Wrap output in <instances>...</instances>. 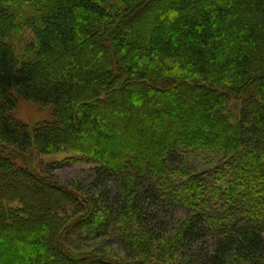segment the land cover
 <instances>
[{"label":"trees","instance_id":"16d2710c","mask_svg":"<svg viewBox=\"0 0 264 264\" xmlns=\"http://www.w3.org/2000/svg\"><path fill=\"white\" fill-rule=\"evenodd\" d=\"M18 99L53 121L18 123ZM31 150L91 182L15 163ZM200 152L215 177L188 165ZM98 212L115 262L81 251L98 231L65 243ZM135 261L264 264V0H0V264Z\"/></svg>","mask_w":264,"mask_h":264},{"label":"rangeland","instance_id":"374dc122","mask_svg":"<svg viewBox=\"0 0 264 264\" xmlns=\"http://www.w3.org/2000/svg\"><path fill=\"white\" fill-rule=\"evenodd\" d=\"M165 28L166 25L164 26V33L169 32L168 28ZM11 116L18 123L26 125L29 129H32L38 123L49 121L52 122L54 117V111L51 107L44 108L18 99L16 102L15 109L11 112ZM209 157L210 155L207 152H200L199 154H190L187 163L188 165H192L194 172H199L202 174L203 177L211 179L213 176L215 177V175L218 173L215 171L213 172L214 168H212V162H208ZM15 163L17 165L26 167L40 175L45 174L44 172H47L46 174L49 173V175L53 177V185L58 184L68 190L70 189L68 188V186H73L74 189V185H76V187L80 185L85 188L86 185L89 184L92 180V169H94L93 165L77 162L75 155L70 152H60L58 154L44 156L34 152V150H31L29 153L20 157L18 160L16 159ZM159 185H162L163 188L166 189L165 192L169 190L168 184H163V182L159 181ZM26 186L27 185H25L23 187L24 189L22 190L26 200L31 201V197L35 198V205H39L40 201L42 202L43 200L38 199V202L36 200L37 195L35 191L30 186L29 188ZM73 189L70 191H73ZM175 190L187 194L188 187L186 188L184 184H179L175 185ZM48 191L51 190L49 189ZM215 203L219 205V202ZM86 206L88 207L89 205ZM98 213H96L97 219H91L83 224L81 223L80 226H77L74 230H72L71 235L66 238L65 243L75 242L76 238H78V236L83 233H87L89 231H98L99 237H96L94 234L92 235V238H90L88 241H84L86 243H84L82 239L81 242L83 245V250L81 251H84V249L91 250L95 252L96 255H100L102 259L107 260L109 262H115L118 260L116 258H122L124 256L121 249H119L120 245L118 243L117 233L111 232L113 231V228H115V225L109 222V226L111 225L110 233L108 232V235H103V231L106 230L104 228L108 226V222L105 224L106 221H104V214ZM217 213L223 216L222 212H216V215ZM184 215L187 214L180 209L175 211L176 219L182 220L184 219ZM79 251L80 250L78 249L77 252ZM140 261H135L134 264H140ZM154 262L155 261H153V263ZM159 264L166 263L161 261L159 262Z\"/></svg>","mask_w":264,"mask_h":264}]
</instances>
